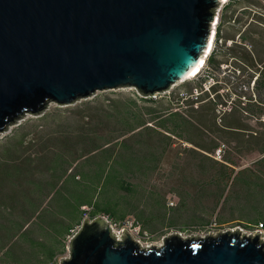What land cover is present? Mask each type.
Returning a JSON list of instances; mask_svg holds the SVG:
<instances>
[{
	"label": "trees",
	"instance_id": "1",
	"mask_svg": "<svg viewBox=\"0 0 264 264\" xmlns=\"http://www.w3.org/2000/svg\"><path fill=\"white\" fill-rule=\"evenodd\" d=\"M233 5L261 8L257 0H230L226 3V9ZM243 12L249 16L252 14L248 6H244ZM234 17L231 16L229 22L241 21ZM241 39H253L255 53H247L239 46L231 47L229 52L236 49L234 55L239 54L238 57L249 64L250 70L254 69L249 79L250 85L256 77L254 92L249 98L237 95L231 111L223 116L222 125L217 123L222 99L219 81L198 97V109L194 108L195 102L183 101L182 98L177 100V107L173 106L176 98L170 99L168 106H162L161 100L142 97L136 91L124 100L110 102L108 109L100 108L93 115L83 116L75 124L61 116L51 117L50 111L42 115H29L15 128L27 120H41L44 123L33 132L32 137L19 130L12 135L13 128L4 142L0 143V207H5L13 190L22 192L29 189L30 197L27 199L38 202V215L49 206L55 193L63 191L68 182H72L77 189L74 202L71 193L69 197L62 195L63 204L59 207L62 206L63 213H60V221L52 217L43 225L44 236L30 235L26 240L30 245L26 248L32 250L31 255H20L17 261L26 259L29 262L33 260L31 263L35 264H57L67 254L70 240L85 220L106 217L110 218L108 220L112 224L124 228L131 214L129 204L123 205L121 201L127 196H135L138 188L130 180H148L160 169L159 165L166 156L168 161L171 160V166L177 169L181 168L177 160L186 154L203 178L202 181L192 182L194 193L186 190L180 194L182 200L179 207L200 208L206 212L203 202L211 200L212 212L219 207L230 211L231 219L226 221L219 217V225L239 220L256 229L259 225L264 227L261 223L264 221V14L254 15V21L243 32ZM221 63L215 59V55L208 60L209 66L217 70ZM234 68L230 74L236 76L239 70L238 67ZM214 77L215 73L211 72L202 81H215ZM199 89H202V83ZM184 104L188 107L185 111L182 110ZM50 118L56 127H49L47 121ZM221 141L228 144V149L223 162H218L212 155ZM138 153L145 156L141 162H138ZM254 155L259 158L250 166H244L242 159ZM121 193L127 196L120 198ZM147 199L149 208L146 205L138 217L146 226L155 218L165 220L170 216V209L178 207L176 203L174 206H170L169 202L165 204L153 194ZM190 200L192 205L188 203ZM174 216L168 219L169 227H174ZM34 219L31 217L26 221L18 233L11 236V240L16 239L20 232L27 233ZM133 225L134 228L142 226L139 221ZM62 226L64 230L57 233ZM143 229L148 230L145 227ZM7 230L0 231V234H5ZM171 237V242L182 241L177 236ZM48 242H57L58 248H52L50 252L46 247ZM40 243L46 246H39ZM6 250V245L0 246V264H7L4 261ZM36 252L39 254L35 255ZM83 261L84 258L80 264Z\"/></svg>",
	"mask_w": 264,
	"mask_h": 264
},
{
	"label": "water",
	"instance_id": "2",
	"mask_svg": "<svg viewBox=\"0 0 264 264\" xmlns=\"http://www.w3.org/2000/svg\"><path fill=\"white\" fill-rule=\"evenodd\" d=\"M222 0H0V135L50 106L131 88L146 98L189 79ZM126 234V233H125ZM177 238L180 236L176 235ZM142 250L104 217L85 220L61 264H264L240 233Z\"/></svg>",
	"mask_w": 264,
	"mask_h": 264
},
{
	"label": "rangeland",
	"instance_id": "3",
	"mask_svg": "<svg viewBox=\"0 0 264 264\" xmlns=\"http://www.w3.org/2000/svg\"><path fill=\"white\" fill-rule=\"evenodd\" d=\"M257 1L260 2L261 8H254L253 6L249 5H233L226 9V3H223L224 1L220 6L216 8V19H219V24L215 27V22L213 23L212 36L214 35L216 30L217 36L214 41L212 52L206 59L204 68L202 69L198 77L189 78L185 81H182L176 84L169 91V93H163L158 99L161 100L162 106H168L169 100H174V98H176V101H173L174 107L178 106L177 100L180 98H182V100L186 99L197 102V100L193 99V97H199L202 93L207 92L211 88V86L219 81L221 82V88H219V90L222 96L221 105L219 106V108L228 107L230 105V102H234V99L237 97V95H244L245 98H249L253 94L254 81L256 80V77L250 85L249 79L253 74L252 70L254 71V69L250 70V68L248 67L249 64L239 58V54H237L238 56L234 55L236 54V49L231 52H229V49H231V47L233 48L234 46H239L247 53H255L256 44L254 40L252 39L244 41L242 39H239V37L243 34V32L248 30L249 24L254 21L255 14H264V1ZM244 6H248V8L252 10L251 16L246 15L243 12ZM233 15L235 16L234 18L237 17L241 19V21L237 23H233V21L229 22V18ZM252 24L254 25V23ZM219 27L222 28L219 29ZM258 28L261 29L262 27L258 26ZM219 30L222 32L220 37L218 36ZM240 41L242 44L237 45L236 42ZM245 44H249L251 48L245 47ZM212 55H215V59L217 61H222L219 70L215 69L212 66H209L208 64V60ZM234 67H238L237 69L239 70L236 76L230 74V71L235 69ZM257 68L262 67L257 66ZM211 72L215 73V81H210V79H208V81L203 82V78L205 76H210ZM226 77L228 78V80L225 81L224 79ZM201 83L202 89H199V84ZM134 92H136V90L131 88L99 92L87 100L78 102L76 105L70 107H58L56 105H52L47 111H50V113H52V115H50L51 117L61 116V118L66 120L67 122L75 124L76 122H79L83 116L93 115L97 112L96 110L100 108L108 109L110 108V102L115 100H124L128 96H132ZM214 95L215 94L211 96V99L214 97ZM245 98H243L242 100H245ZM199 105L200 103H198L197 108L195 106L194 108L198 109ZM232 107L233 105L231 106V108ZM187 108L188 107L184 104L182 110L185 111ZM29 117L30 116H27L22 121L26 120ZM28 121L29 120L23 122L18 128L15 127L19 126L20 122L10 127V129L6 133L0 135V143L4 142L13 128L15 129L12 131V135L15 134V131L19 130L20 133L22 132L24 134H30L32 137L34 135L33 132L37 128L39 130L40 125L44 123L41 120L35 119L30 120L29 122ZM222 123H218V125H222ZM47 124L52 128L57 126L56 123L52 121V118L47 121ZM262 133L264 134V132ZM220 144L227 143L225 141H221ZM137 156L138 162H141L145 157L143 153H138ZM187 157L188 156L186 154H183L182 157L177 160V164H179L181 168L174 169L171 166V160L168 161V156H166V159L163 161V163L159 165L160 169L156 173L151 175L148 180H130L132 183L138 186L137 194L132 197L124 195V193L119 194L120 198H122L123 196H127L126 199H123L121 202L126 206L129 204V214L131 215L126 219V228H123V226H117L113 230L116 239L119 241H123L128 234L132 238V240L138 242L142 250H148L153 247H160L164 245L171 236L176 235L180 236V238L183 240H192L206 237H217L219 234H226L228 232H238L240 233L241 237L246 236L255 238L258 236L260 239L264 238V234L259 232L255 226H250L247 223H243L239 220H233L234 222L219 225V217L225 219L226 221L231 219L229 214L230 211L228 209L226 211L222 210L219 207L217 210H215V212H212L211 206L213 208V205L211 200H206L203 202V207L206 206L207 208L206 212L204 209L200 210V208L191 209L179 207L180 201L182 200L180 194L185 193L186 190L188 192L190 191L191 193H194V190L191 189L192 182L203 180L202 176L197 172V170L194 169L192 162H190ZM258 158V155L248 156L242 159V163L244 166H250ZM183 179L185 181H183ZM71 183L72 182H68L67 186L63 188V191L55 193L56 195H53V197L51 198L52 200L50 199L49 201V206L41 210L38 215L36 214L38 211H40L38 202H30V199H27V197H30V190L25 189L22 192L13 190L11 197L7 198V201L4 204L5 207H0V231L8 229L7 231H5V234H0L2 235V237H0V246L6 245L8 247V250H6L5 252L6 255L4 258V261L7 264H35L31 263L33 260H31V262L26 259L23 261H17V258L20 255H22L21 257H23V255L25 254H28L27 256L31 255L32 250L26 248L28 247L27 245H30L28 242H26L27 238L30 235L40 234V236H44L45 233H43L42 231L44 223L52 217H56L59 220L60 213L62 212V206L59 207L63 202L62 195L69 197V194L71 193V195L73 196V202L75 201L74 198L77 193V189L75 185ZM70 190L71 192H65ZM152 194L155 197L163 200L165 204H168V202H174L176 203V205H178V207L174 210L170 209V216H167L165 220L161 221L158 218H155L152 219L149 222V225L146 226L145 222L140 221L138 217L141 212L145 210L146 205L147 208H149L150 202L148 201L146 203V201L149 200L147 198L149 196H152ZM84 197L85 199L88 198L87 196ZM151 202L153 201L151 200ZM188 203L192 205L191 200ZM180 209H182L183 211ZM180 211H182L181 214L174 216ZM74 216L75 214L73 213L72 217ZM173 216L175 217L172 220V224L174 225V227H169L168 219H171ZM2 217H5L8 222L11 221L10 223L12 224L10 225ZM31 217H35V219L30 224L28 229L29 231L27 233L20 232L16 239L11 240V236L13 234H17L19 228ZM108 219L110 220V218ZM135 221H139L142 226L134 228L133 224ZM261 223L264 224V221H261ZM144 227L148 230H144ZM63 230L64 227L62 226L57 233H61ZM46 244L48 246H46ZM46 244L43 245L42 243H40L38 245L48 247L50 252L52 248H58L57 242H48ZM38 254L39 253L36 252L35 255ZM68 257L69 251L67 250V254L64 256V258L66 259ZM59 263L61 264V262Z\"/></svg>",
	"mask_w": 264,
	"mask_h": 264
},
{
	"label": "built area",
	"instance_id": "4",
	"mask_svg": "<svg viewBox=\"0 0 264 264\" xmlns=\"http://www.w3.org/2000/svg\"><path fill=\"white\" fill-rule=\"evenodd\" d=\"M264 1V0H263ZM215 26H217L218 24L216 23V24H214ZM217 29V28H216ZM215 29V30H216ZM217 31V30H216ZM216 36H217V32L215 33V39H216ZM215 39H214V41H215ZM239 39H241V37H239ZM236 43H241V41L240 42H236ZM242 44V43H241ZM245 47H248V48H251L250 46H249V44H245ZM168 93H169V91H168ZM163 94V93H162ZM162 94H155V95H153L152 97H150V98H152V99H154V100H158L160 97H161V95ZM193 99H198V97H193ZM196 108L198 107V102H195V105H194ZM231 106H232V102H230V105L228 106V107H224V108H222V107H218V117H217V123H219V124H221L222 123V121H223V116L226 114V113H229L230 111H231ZM263 121H264V119H263ZM227 145L226 144H220L219 145V147L214 151V153H213V155H212V157H213V159L214 160H216V161H218V162H223V160H224V157H225V154H226V151H227ZM170 206H174V202H170ZM106 219V218H105ZM106 220H108V219H106ZM109 221V220H108ZM110 222V221H109ZM111 223V222H110ZM111 225H112V228H113V230L115 229V227H117V225H114V224H112L111 223ZM127 227V224H125V226H124V228H126ZM258 231L259 232H261L262 234H264V227L262 226V225H260L259 226V228H258ZM262 240V242L264 243V238H262L261 239Z\"/></svg>",
	"mask_w": 264,
	"mask_h": 264
},
{
	"label": "bare ground",
	"instance_id": "5",
	"mask_svg": "<svg viewBox=\"0 0 264 264\" xmlns=\"http://www.w3.org/2000/svg\"><path fill=\"white\" fill-rule=\"evenodd\" d=\"M229 1L230 0H222L223 3H228ZM215 33H216V31H215ZM215 33L211 38L210 45H209L208 52H207L206 56H204L202 58L199 66L196 69H194V71L192 72V74L189 78H194V77L198 76L201 73L202 69L204 68V66L206 64V59L208 58V56L210 55V53L212 52V49L214 47Z\"/></svg>",
	"mask_w": 264,
	"mask_h": 264
},
{
	"label": "flooded vegetation",
	"instance_id": "6",
	"mask_svg": "<svg viewBox=\"0 0 264 264\" xmlns=\"http://www.w3.org/2000/svg\"><path fill=\"white\" fill-rule=\"evenodd\" d=\"M219 24V19L217 18L216 20H215V24ZM216 27V26H215ZM222 27H219V29H221ZM221 34H222V32L219 30V34H218V36L220 37L221 36ZM240 37H241V35H240ZM237 45H241V43H236Z\"/></svg>",
	"mask_w": 264,
	"mask_h": 264
},
{
	"label": "crops",
	"instance_id": "7",
	"mask_svg": "<svg viewBox=\"0 0 264 264\" xmlns=\"http://www.w3.org/2000/svg\"><path fill=\"white\" fill-rule=\"evenodd\" d=\"M64 259H65V258H62L61 260H59L57 264H60L59 262H62Z\"/></svg>",
	"mask_w": 264,
	"mask_h": 264
}]
</instances>
